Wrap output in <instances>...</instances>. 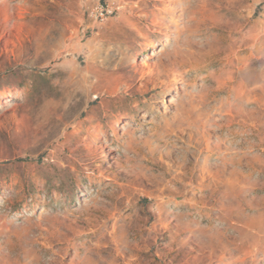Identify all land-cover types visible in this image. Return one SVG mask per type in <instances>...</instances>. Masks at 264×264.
Wrapping results in <instances>:
<instances>
[{"label": "rangeland", "instance_id": "rangeland-1", "mask_svg": "<svg viewBox=\"0 0 264 264\" xmlns=\"http://www.w3.org/2000/svg\"><path fill=\"white\" fill-rule=\"evenodd\" d=\"M0 264H264V0H0Z\"/></svg>", "mask_w": 264, "mask_h": 264}, {"label": "built area", "instance_id": "built-area-1", "mask_svg": "<svg viewBox=\"0 0 264 264\" xmlns=\"http://www.w3.org/2000/svg\"><path fill=\"white\" fill-rule=\"evenodd\" d=\"M104 14H105V10H102L100 15L102 16L103 19L105 18Z\"/></svg>", "mask_w": 264, "mask_h": 264}]
</instances>
